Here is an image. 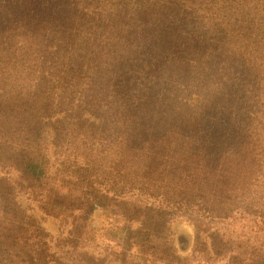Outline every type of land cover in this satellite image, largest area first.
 <instances>
[{
	"label": "trees",
	"instance_id": "16d2710c",
	"mask_svg": "<svg viewBox=\"0 0 264 264\" xmlns=\"http://www.w3.org/2000/svg\"><path fill=\"white\" fill-rule=\"evenodd\" d=\"M252 234L264 0H0V264H264Z\"/></svg>",
	"mask_w": 264,
	"mask_h": 264
},
{
	"label": "rangeland",
	"instance_id": "374dc122",
	"mask_svg": "<svg viewBox=\"0 0 264 264\" xmlns=\"http://www.w3.org/2000/svg\"><path fill=\"white\" fill-rule=\"evenodd\" d=\"M21 203L26 206V207H30L31 209H33V214L41 220L43 227L52 235V236H57L58 234V224L56 221H54L52 218L50 217H46L44 216L42 213H40L38 210H36V208L31 205V203H29V201L26 198H21L20 199ZM240 224H233L230 225L228 223H224L223 225H221L222 228L224 229H228L231 231H236L237 232V236L242 237L243 233H241V227H239ZM175 231H176V245H177V249L180 253H186L191 245V231L190 228L185 225V224H177V226H175ZM247 231V230H245ZM245 233V232H244ZM255 234H252L251 237L254 238L255 240H260L264 243V239L262 235H258L256 236L257 238H255ZM247 238V237H246Z\"/></svg>",
	"mask_w": 264,
	"mask_h": 264
}]
</instances>
